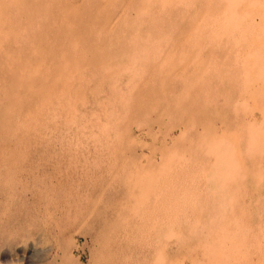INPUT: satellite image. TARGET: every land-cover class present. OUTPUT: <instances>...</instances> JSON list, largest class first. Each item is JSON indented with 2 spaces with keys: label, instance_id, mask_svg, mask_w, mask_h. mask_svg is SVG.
Wrapping results in <instances>:
<instances>
[{
  "label": "rangeland",
  "instance_id": "obj_1",
  "mask_svg": "<svg viewBox=\"0 0 264 264\" xmlns=\"http://www.w3.org/2000/svg\"><path fill=\"white\" fill-rule=\"evenodd\" d=\"M0 264H264V0H0Z\"/></svg>",
  "mask_w": 264,
  "mask_h": 264
}]
</instances>
